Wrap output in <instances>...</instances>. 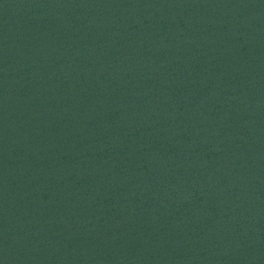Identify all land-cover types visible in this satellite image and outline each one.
<instances>
[{"label": "water", "instance_id": "95a60500", "mask_svg": "<svg viewBox=\"0 0 264 264\" xmlns=\"http://www.w3.org/2000/svg\"><path fill=\"white\" fill-rule=\"evenodd\" d=\"M0 264H264V0H0Z\"/></svg>", "mask_w": 264, "mask_h": 264}]
</instances>
